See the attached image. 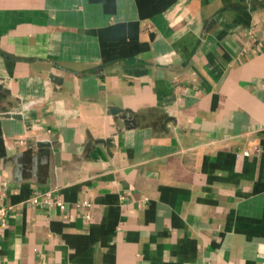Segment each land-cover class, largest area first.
Segmentation results:
<instances>
[{
    "label": "crops",
    "instance_id": "0c3cea01",
    "mask_svg": "<svg viewBox=\"0 0 264 264\" xmlns=\"http://www.w3.org/2000/svg\"><path fill=\"white\" fill-rule=\"evenodd\" d=\"M0 86V264H264V0H0Z\"/></svg>",
    "mask_w": 264,
    "mask_h": 264
},
{
    "label": "built area",
    "instance_id": "2783aa9c",
    "mask_svg": "<svg viewBox=\"0 0 264 264\" xmlns=\"http://www.w3.org/2000/svg\"><path fill=\"white\" fill-rule=\"evenodd\" d=\"M259 47H262V43H258ZM30 202L34 204H39V203H46L48 205H61L62 200L60 197H53V193L51 191H46L42 193H38L31 197ZM85 205H89V203L85 202ZM9 207L2 206L0 207V231L5 230L8 226V221H7V213H8Z\"/></svg>",
    "mask_w": 264,
    "mask_h": 264
},
{
    "label": "water",
    "instance_id": "95a60500",
    "mask_svg": "<svg viewBox=\"0 0 264 264\" xmlns=\"http://www.w3.org/2000/svg\"><path fill=\"white\" fill-rule=\"evenodd\" d=\"M0 88H1V86H0ZM4 116H6V117H18L16 115V112L5 113ZM47 144L50 145V143H46V145Z\"/></svg>",
    "mask_w": 264,
    "mask_h": 264
}]
</instances>
